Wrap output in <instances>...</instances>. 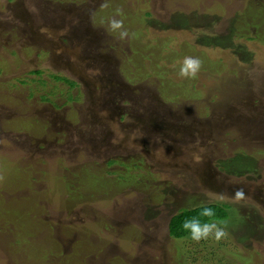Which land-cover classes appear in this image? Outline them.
I'll list each match as a JSON object with an SVG mask.
<instances>
[{
  "label": "rangeland",
  "instance_id": "obj_1",
  "mask_svg": "<svg viewBox=\"0 0 264 264\" xmlns=\"http://www.w3.org/2000/svg\"><path fill=\"white\" fill-rule=\"evenodd\" d=\"M0 264H264V0H0Z\"/></svg>",
  "mask_w": 264,
  "mask_h": 264
},
{
  "label": "clouds",
  "instance_id": "obj_2",
  "mask_svg": "<svg viewBox=\"0 0 264 264\" xmlns=\"http://www.w3.org/2000/svg\"><path fill=\"white\" fill-rule=\"evenodd\" d=\"M110 30L112 32H118L121 40L129 36L128 31L124 28L123 19L113 18L110 21ZM202 60L199 57L185 56L182 63L179 66L178 75L182 78L194 79L202 68ZM233 198L236 201L243 200L245 198L244 190L238 189L235 191ZM200 208L199 217H192L185 219L183 222V229L190 233L191 239L195 241L209 239L210 237L219 240L226 236L225 227L223 221H217L215 219L216 213L213 207L204 203L198 205ZM200 217L209 218L207 221L202 222Z\"/></svg>",
  "mask_w": 264,
  "mask_h": 264
},
{
  "label": "trees",
  "instance_id": "obj_3",
  "mask_svg": "<svg viewBox=\"0 0 264 264\" xmlns=\"http://www.w3.org/2000/svg\"><path fill=\"white\" fill-rule=\"evenodd\" d=\"M208 206H211L214 208L216 216L215 219L217 221H223L229 217V209L227 205L222 204H210ZM200 208L194 207L191 209H185L178 213L177 215L173 216L171 218L169 229H170V235L173 236L175 239H182L184 237H187L190 235L189 232L185 231L182 227L183 222L185 219H189L192 217H199ZM202 222L207 221L209 218L206 217H200ZM21 241H17V243H21Z\"/></svg>",
  "mask_w": 264,
  "mask_h": 264
},
{
  "label": "flooded vegetation",
  "instance_id": "obj_4",
  "mask_svg": "<svg viewBox=\"0 0 264 264\" xmlns=\"http://www.w3.org/2000/svg\"><path fill=\"white\" fill-rule=\"evenodd\" d=\"M171 221V220H170ZM170 224V223H169Z\"/></svg>",
  "mask_w": 264,
  "mask_h": 264
}]
</instances>
